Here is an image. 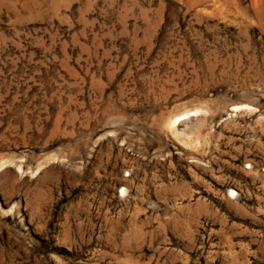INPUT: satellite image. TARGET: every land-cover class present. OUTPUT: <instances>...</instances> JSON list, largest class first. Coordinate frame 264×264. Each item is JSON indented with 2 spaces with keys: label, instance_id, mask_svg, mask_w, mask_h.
Segmentation results:
<instances>
[{
  "label": "rangeland",
  "instance_id": "1",
  "mask_svg": "<svg viewBox=\"0 0 264 264\" xmlns=\"http://www.w3.org/2000/svg\"><path fill=\"white\" fill-rule=\"evenodd\" d=\"M0 264H264V0H0Z\"/></svg>",
  "mask_w": 264,
  "mask_h": 264
},
{
  "label": "bare ground",
  "instance_id": "2",
  "mask_svg": "<svg viewBox=\"0 0 264 264\" xmlns=\"http://www.w3.org/2000/svg\"><path fill=\"white\" fill-rule=\"evenodd\" d=\"M184 117H182V118H179L177 121H180V120H182ZM175 121V123L177 122L176 120H174ZM174 125V124H173Z\"/></svg>",
  "mask_w": 264,
  "mask_h": 264
}]
</instances>
